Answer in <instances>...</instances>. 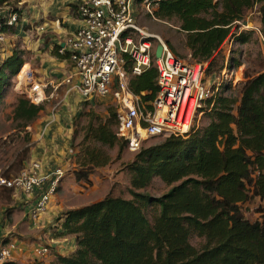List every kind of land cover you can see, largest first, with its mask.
Masks as SVG:
<instances>
[{
    "label": "trees",
    "instance_id": "trees-1",
    "mask_svg": "<svg viewBox=\"0 0 264 264\" xmlns=\"http://www.w3.org/2000/svg\"><path fill=\"white\" fill-rule=\"evenodd\" d=\"M250 14L256 15L264 39V0H161L154 11L157 20L178 22L192 60L206 65L208 78L242 66L240 58L227 60L221 48L229 40L240 45L252 40L254 31L241 28ZM5 16L0 12V21ZM25 56L24 50H15L0 64V102L25 66ZM125 58L129 69L132 60ZM157 78L153 62L131 79L130 89L137 95L146 92L145 101L153 100ZM245 79L237 89L225 85L214 101H207L201 111L209 120L206 127H194L136 154L126 165L131 199L108 195L62 212L54 238H73L76 250L61 255L47 246L52 264H264V215L251 222L242 209L250 200L264 201V70L246 73ZM45 111L44 102L35 104L21 94L13 119L26 129ZM108 113L104 121L90 115L75 165L78 159L88 169L110 163L94 143L118 147L120 153L127 148L116 136L115 110ZM77 178L89 180L87 174ZM156 178L171 187L166 194L154 198L137 192ZM150 207L153 222L147 215ZM193 235L204 239L199 248L191 244Z\"/></svg>",
    "mask_w": 264,
    "mask_h": 264
},
{
    "label": "built area",
    "instance_id": "built-area-1",
    "mask_svg": "<svg viewBox=\"0 0 264 264\" xmlns=\"http://www.w3.org/2000/svg\"><path fill=\"white\" fill-rule=\"evenodd\" d=\"M160 1L79 0L78 16L82 25L57 51L60 57H67L73 63L78 79L74 89L83 103L113 100L117 116L116 136L135 153L150 140L189 134L207 101H214L227 83L214 76L208 78L206 65L185 63L160 36L139 27L138 6L156 19L154 11ZM18 15L9 13L3 22L0 21V45L17 27ZM249 28L248 23L242 26L245 30ZM125 55L132 60L129 69L125 67ZM153 62L158 72V92L153 100L145 101L147 93H133L130 83L132 78L150 69ZM24 77H30L29 70ZM228 83L232 84V80ZM39 90L38 85H32L28 98L37 102ZM40 169L41 165L34 162L16 177H0V186L36 196L29 211L33 222L47 212L65 177L61 168L49 174H41ZM21 250L17 242L4 244L0 247V264L16 261L17 252ZM48 250L37 246L34 253L43 257L49 254Z\"/></svg>",
    "mask_w": 264,
    "mask_h": 264
},
{
    "label": "rangeland",
    "instance_id": "rangeland-1",
    "mask_svg": "<svg viewBox=\"0 0 264 264\" xmlns=\"http://www.w3.org/2000/svg\"><path fill=\"white\" fill-rule=\"evenodd\" d=\"M138 12L139 27L149 34L160 36L165 42L169 41L176 50L174 51L175 55L185 63L189 65L196 64L191 58L190 50L186 48V36L179 30V24L176 20H156L150 17L141 6H138ZM245 21L250 26L247 30L254 31L252 40L245 45L235 44L232 40H229L221 48V52L227 60L235 56L240 58L242 63L240 68L229 72L224 71L218 77L227 82L226 85L232 80L233 89H237L242 82L246 81V73L252 74L264 70V39L260 33V23L254 14H250ZM22 69L16 77L12 78V85L7 94L11 100L8 102V97L5 96V102L0 103V177L18 176L22 170L28 167L27 162L32 156L31 152L34 148L32 143L33 131H30L31 126L24 129L21 127L20 122H15L13 119L14 104L19 96L18 93H14L18 85H16L14 80L19 81V83L22 82L23 78H20ZM112 104L113 100L111 98L107 101L98 100L92 104L82 103L81 112L75 113L72 118L73 133L70 146H68L72 163L68 166L70 171L65 173L58 194L59 203L65 204L62 212L101 201L108 195L122 196L126 199L132 198L129 192L131 190V175L128 173L126 165L134 160L137 153L131 152L128 148L121 150L120 153L118 147L110 149L107 146L94 143V146L101 153L110 157L111 161L107 166L88 169L79 163V159L76 165L73 163L77 159V154L81 151L80 144L84 140L85 130L91 120L90 115L93 113L104 121L109 115L108 111L113 108ZM208 124L209 120L204 112L197 116L196 129H202ZM162 141V139L150 140L145 144L144 148ZM25 159L27 160L25 161ZM84 174L88 175L89 180L85 178L79 180L77 178L79 176L83 177ZM170 189L171 187L156 178L149 187L137 192L160 198ZM24 205L21 203L20 193H9V190L0 186V243L4 245L8 242H17L21 245L23 248L21 251H26V257H21L16 262H24V264L28 262L52 264V262L48 263V259L52 256L49 250V254L38 257L35 255L34 249L37 246H50L49 244L52 243L51 236L56 233L58 218L54 217L51 223L46 226L42 225L38 229L33 228L35 224H31L28 220L29 216L25 214ZM242 209L245 217L249 221L254 222L262 219V215H264V201L259 199L250 200V202L243 205ZM154 214L155 210L150 207L147 215L151 222H153ZM203 242L204 239L195 235L191 237V244L196 248H199Z\"/></svg>",
    "mask_w": 264,
    "mask_h": 264
},
{
    "label": "crops",
    "instance_id": "crops-1",
    "mask_svg": "<svg viewBox=\"0 0 264 264\" xmlns=\"http://www.w3.org/2000/svg\"><path fill=\"white\" fill-rule=\"evenodd\" d=\"M78 5L79 0H0V12L21 14L15 30L0 45V64L15 50H24V67L29 70L30 77H24L21 83L14 80L18 84L14 93L27 95L32 85H38L39 99L34 103L46 104V111L30 127V131H33L34 148L27 162L28 165L38 162L41 165V174H49L58 168L65 173L69 172L68 166L72 163L68 151L73 133L72 118L75 113L81 112L83 101L74 89L78 79L73 63L67 57H60L57 51L65 46L67 39L82 25L78 16ZM69 80L72 82L69 83ZM6 97L9 102L10 96ZM3 102L5 99L0 103ZM60 189L61 187L59 191ZM58 194L49 204L46 215L36 222L30 220L29 214L36 196L21 194L25 214L29 216L31 224H35L33 228L46 226L54 217H59L65 204L59 203ZM51 238L52 243L49 245L58 254L70 255L76 250L73 238L55 239L54 234ZM1 246L3 245L0 243ZM17 254V260L26 257V251ZM53 260L51 256L48 263Z\"/></svg>",
    "mask_w": 264,
    "mask_h": 264
},
{
    "label": "bare ground",
    "instance_id": "bare-ground-1",
    "mask_svg": "<svg viewBox=\"0 0 264 264\" xmlns=\"http://www.w3.org/2000/svg\"><path fill=\"white\" fill-rule=\"evenodd\" d=\"M26 67L23 68L22 73L20 75V78H24ZM27 71V70H26Z\"/></svg>",
    "mask_w": 264,
    "mask_h": 264
},
{
    "label": "water",
    "instance_id": "water-1",
    "mask_svg": "<svg viewBox=\"0 0 264 264\" xmlns=\"http://www.w3.org/2000/svg\"><path fill=\"white\" fill-rule=\"evenodd\" d=\"M103 1H105V0H103ZM161 55V48H159V52H158V56H160Z\"/></svg>",
    "mask_w": 264,
    "mask_h": 264
}]
</instances>
